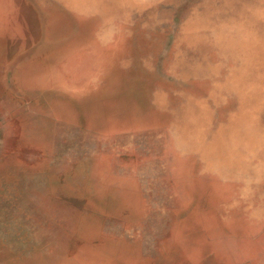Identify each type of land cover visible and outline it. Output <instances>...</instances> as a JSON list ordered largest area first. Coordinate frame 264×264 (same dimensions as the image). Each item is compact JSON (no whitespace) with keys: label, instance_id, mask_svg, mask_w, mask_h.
Here are the masks:
<instances>
[{"label":"rangeland","instance_id":"obj_1","mask_svg":"<svg viewBox=\"0 0 264 264\" xmlns=\"http://www.w3.org/2000/svg\"><path fill=\"white\" fill-rule=\"evenodd\" d=\"M0 264H264V0H0Z\"/></svg>","mask_w":264,"mask_h":264}]
</instances>
